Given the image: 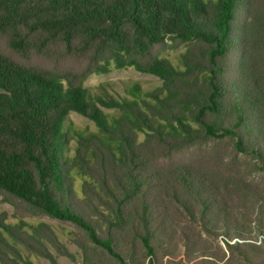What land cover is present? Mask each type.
Instances as JSON below:
<instances>
[{"label": "trees", "instance_id": "obj_1", "mask_svg": "<svg viewBox=\"0 0 264 264\" xmlns=\"http://www.w3.org/2000/svg\"><path fill=\"white\" fill-rule=\"evenodd\" d=\"M254 4L0 0V192L72 223L120 264H154L169 251L165 240L207 257L202 235L243 234L226 218L238 194L262 200L237 159L264 162L256 116L264 108V12L253 18ZM166 40L195 47L174 65L151 51ZM32 53L89 60L96 74L132 67L160 85L133 83L114 97L101 84L91 93L70 68L17 61ZM72 112L94 127H78ZM221 143L231 156L217 153ZM201 145L215 154L179 156ZM42 245V235L0 222L1 264L27 263L21 249Z\"/></svg>", "mask_w": 264, "mask_h": 264}, {"label": "rangeland", "instance_id": "obj_2", "mask_svg": "<svg viewBox=\"0 0 264 264\" xmlns=\"http://www.w3.org/2000/svg\"><path fill=\"white\" fill-rule=\"evenodd\" d=\"M253 18L259 20L263 15L264 0H254ZM243 16H239V23ZM257 23V21H256ZM236 46H239L237 44ZM1 47L14 56L3 45ZM195 45L181 43L175 40H166L162 44L154 45L152 53L158 54L170 60L174 65L178 64L180 54L188 49H194ZM239 47L230 51L226 60L231 66V61L238 60ZM16 58V56H14ZM23 63L37 65L38 67L59 70L70 68L72 78L79 81L91 93L98 92L101 84L107 92L114 97L122 96L126 85L138 83L145 90H150L160 85V80L151 74L136 71L132 67L112 69L107 73H90L88 67L89 60L70 58L69 60H48L32 53L24 58H19ZM228 79L232 81L237 77V73L228 72ZM260 102V98H258ZM258 126L264 132V108H261ZM69 119L80 128H93V122L77 113H70ZM214 147V146H213ZM217 153L229 157L230 149L225 143L217 147ZM208 152L213 156L216 152L209 150L205 145L197 146L181 152L182 158L199 157ZM239 167L248 169L251 173L250 182L257 188L262 200L253 203L248 196L238 194L234 202L235 212L232 217H227L226 222L231 226L236 225L242 228L243 234L230 236L224 233L214 236L202 235L198 242L210 246L209 256H200L190 250L175 244L172 240H165L168 244V253L153 260L154 264H264V162L258 160L255 155L237 156ZM221 218V217H220ZM0 222L22 226L26 231H34L37 235H42L44 245L27 250L22 248L23 258L27 263L18 261V264H120L106 251L96 246L89 240L88 236L79 228L68 221H62L48 217L28 209L13 198H9L0 192ZM30 226L32 228H30ZM50 240L48 239V237ZM241 236V237H240ZM43 237H45L43 239ZM242 238V239H241ZM227 242L233 244L227 246ZM165 246V245H163ZM1 264V263H0ZM144 264H148L145 260Z\"/></svg>", "mask_w": 264, "mask_h": 264}]
</instances>
